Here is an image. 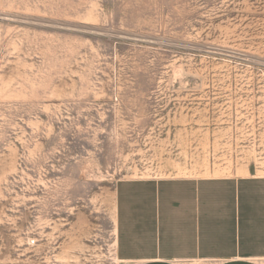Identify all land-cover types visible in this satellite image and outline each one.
<instances>
[{
  "label": "rangeland",
  "instance_id": "rangeland-1",
  "mask_svg": "<svg viewBox=\"0 0 264 264\" xmlns=\"http://www.w3.org/2000/svg\"><path fill=\"white\" fill-rule=\"evenodd\" d=\"M249 175L264 0H0V264H122L119 184Z\"/></svg>",
  "mask_w": 264,
  "mask_h": 264
},
{
  "label": "crops",
  "instance_id": "crops-1",
  "mask_svg": "<svg viewBox=\"0 0 264 264\" xmlns=\"http://www.w3.org/2000/svg\"><path fill=\"white\" fill-rule=\"evenodd\" d=\"M115 199L122 264H264V177L134 180Z\"/></svg>",
  "mask_w": 264,
  "mask_h": 264
},
{
  "label": "built area",
  "instance_id": "built-area-1",
  "mask_svg": "<svg viewBox=\"0 0 264 264\" xmlns=\"http://www.w3.org/2000/svg\"><path fill=\"white\" fill-rule=\"evenodd\" d=\"M189 171V170H188ZM186 176V175H185Z\"/></svg>",
  "mask_w": 264,
  "mask_h": 264
}]
</instances>
